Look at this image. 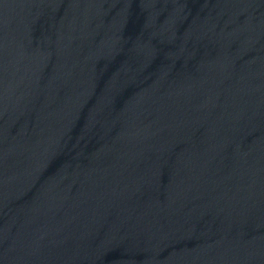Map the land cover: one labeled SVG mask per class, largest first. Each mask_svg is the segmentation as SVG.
<instances>
[{"label": "water", "instance_id": "1", "mask_svg": "<svg viewBox=\"0 0 264 264\" xmlns=\"http://www.w3.org/2000/svg\"><path fill=\"white\" fill-rule=\"evenodd\" d=\"M0 264H264V0H0Z\"/></svg>", "mask_w": 264, "mask_h": 264}]
</instances>
